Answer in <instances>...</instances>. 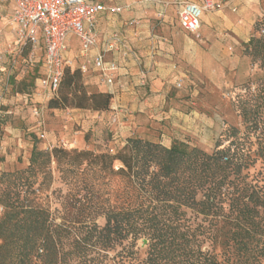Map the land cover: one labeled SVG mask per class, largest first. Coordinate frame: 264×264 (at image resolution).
Here are the masks:
<instances>
[{"label": "trees", "instance_id": "1", "mask_svg": "<svg viewBox=\"0 0 264 264\" xmlns=\"http://www.w3.org/2000/svg\"><path fill=\"white\" fill-rule=\"evenodd\" d=\"M254 31L244 52L264 68V15ZM80 79L79 68L66 67L58 96L47 107L107 112L112 94L87 93ZM260 93L264 96V83ZM259 109L255 103L242 106L244 119L253 113L256 128ZM229 130H221L210 151L178 139L165 146L137 135L126 137L114 154L43 150L34 143L24 169L0 174V264L77 259L87 264H262L264 178L250 177L247 170L264 162V141L250 150L237 138L228 141L235 134ZM53 164L64 176L91 171L96 179L121 178L116 202L103 210V225L92 217L54 222L47 193ZM81 183L92 190L86 204L99 201L96 184L85 178ZM141 239L146 243L140 247ZM116 246L120 250L110 255Z\"/></svg>", "mask_w": 264, "mask_h": 264}, {"label": "crops", "instance_id": "2", "mask_svg": "<svg viewBox=\"0 0 264 264\" xmlns=\"http://www.w3.org/2000/svg\"><path fill=\"white\" fill-rule=\"evenodd\" d=\"M92 1L120 8V11L98 14L96 45L89 51V57L102 50L114 34L121 37L129 51L125 54L116 48L106 54L108 61L117 64V70L113 86L100 89L112 94L109 110L101 117L111 114V120L117 123L116 136L125 139L137 135L169 146L175 139L194 144L193 137L202 134L203 137H198L200 143L211 140L214 144L222 130L219 117L200 113L189 103L185 106L179 89L186 88L197 74L217 87L229 84L224 77L235 64L227 61L230 53L225 45L245 42L253 34L261 16L257 0H212L220 7L204 11L200 21V33L209 45L206 50L189 46L192 41L180 26L177 15L178 2L183 0ZM192 1L202 3L203 0ZM13 12V0H0V77L3 79L9 75L8 69L17 65L20 55L15 44ZM78 52V40L70 37L66 57L79 60L81 64L84 58ZM37 63L43 75V68ZM88 69L96 72L91 66ZM142 75L145 76L143 84L140 83ZM16 96L20 94L17 92ZM24 99L20 102L27 101ZM13 101V97L8 100ZM11 111H1V116ZM1 128L4 138L13 142L16 127L6 124ZM1 167L7 168L6 162Z\"/></svg>", "mask_w": 264, "mask_h": 264}, {"label": "rangeland", "instance_id": "3", "mask_svg": "<svg viewBox=\"0 0 264 264\" xmlns=\"http://www.w3.org/2000/svg\"><path fill=\"white\" fill-rule=\"evenodd\" d=\"M257 5L261 10V16L258 17L260 18L264 15V0H257ZM218 7L220 5L215 8ZM185 32L188 39L192 41L189 43L191 49L193 47L197 50L209 48L200 33V28L197 34ZM253 33L257 35L256 31ZM245 42L225 45L226 50L230 53L227 61L235 64L233 69L226 71L224 80L228 81V85L217 87L208 83L205 77L197 74L192 82H188L186 88L179 89L181 90L179 93L185 106H188L186 103H189V106L195 107L200 113L210 116L217 115L222 123V130H228L227 134L231 132L229 129L233 128L235 134L233 137H229L228 141L237 138L245 147L255 150L258 143L264 141V96L260 93L264 83V68H261L258 63H253L251 57L245 54ZM26 56L27 51L20 53L17 57V65L8 69L9 75L5 81L7 90L0 110L11 109L12 111L6 115H0V174L3 171L24 169L28 165L30 150L34 143L43 150L61 147L66 150H89L114 154L121 149L124 145V138L116 136L117 123L111 120V114L108 113V116L101 117L102 113L106 112L81 108H48V101L52 95L41 88L40 83L36 80L38 77H42L37 62L28 63ZM79 65V60L73 59L69 69H78ZM80 73V80L87 93L105 88L96 72L88 69L86 72L80 71ZM17 92L20 96H16ZM34 94L40 97L38 98ZM54 96H58V93ZM12 97L15 101L9 103L8 100ZM22 98L23 100L27 98V101L20 102ZM254 103L260 106L257 128L253 124L252 112L248 113L245 119L242 114L243 105L246 104L249 107ZM35 109L39 112V117L42 120L45 138H40L36 131L37 118L33 113ZM6 124L17 129L13 132L16 134L13 137V142L4 138V131L1 127ZM49 133L53 135L49 136ZM9 135L12 137L11 134ZM200 136L203 137L202 134H199L198 137ZM198 137H193L194 144L197 143L196 145L202 149L210 151L213 145L211 140H207V143L203 144L199 142ZM222 140L224 146L228 145L224 137ZM5 162L7 168L3 169L1 164ZM54 166L53 164V181L47 191L54 222L65 218L72 223L92 217L98 225H103V210L108 207L109 203L116 202L114 191L122 184L121 178L118 175H105L96 179L91 171L84 175L69 174L64 176ZM114 166L116 168L118 164L115 163ZM247 171L250 177L257 175L259 178H264V162L258 160ZM82 178H85L89 184H96L94 191L100 194V199L96 203L86 204L85 196H90L92 190L83 186ZM40 196L41 199L44 198V194ZM1 212L2 206L0 205V214ZM137 245L140 247L144 245L142 239L137 242ZM119 250L120 246H116L114 250L110 251V255ZM69 264H87V262L77 259L72 260ZM262 264H264V260Z\"/></svg>", "mask_w": 264, "mask_h": 264}, {"label": "built area", "instance_id": "4", "mask_svg": "<svg viewBox=\"0 0 264 264\" xmlns=\"http://www.w3.org/2000/svg\"><path fill=\"white\" fill-rule=\"evenodd\" d=\"M13 3L12 21L16 30V48L19 49V54L27 49L28 63L41 64L44 72L38 79L41 88L52 96L56 94L64 69L70 67L73 61L65 55L70 37L78 40V53L84 58L79 70L86 72L91 66L106 87L113 86L117 64L108 61L106 54L116 48L126 54L129 52L126 44L120 36L114 34L94 57H89V51L96 45L95 22L98 14L103 11L118 12L120 8L105 6L92 0H13ZM215 6L212 0H203L202 3L192 0L178 2L180 26L197 34L203 12L212 10ZM144 77L142 75L140 78L141 84ZM6 79L0 77V106L7 90ZM33 113L37 118L38 136L45 138L39 112L35 109Z\"/></svg>", "mask_w": 264, "mask_h": 264}, {"label": "water", "instance_id": "5", "mask_svg": "<svg viewBox=\"0 0 264 264\" xmlns=\"http://www.w3.org/2000/svg\"><path fill=\"white\" fill-rule=\"evenodd\" d=\"M142 243L145 244L146 243V239H142Z\"/></svg>", "mask_w": 264, "mask_h": 264}]
</instances>
